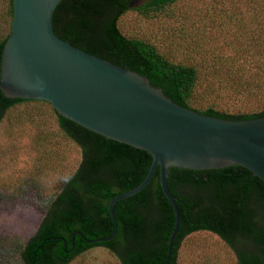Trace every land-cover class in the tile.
Segmentation results:
<instances>
[{"label":"trees","instance_id":"16d2710c","mask_svg":"<svg viewBox=\"0 0 264 264\" xmlns=\"http://www.w3.org/2000/svg\"><path fill=\"white\" fill-rule=\"evenodd\" d=\"M6 1L10 24L11 1ZM133 1L60 0L51 16L52 30L71 46L145 77L152 87L182 108L233 121L264 116V107L233 114L202 106L196 99L200 74L194 63L175 62L154 44L126 37L118 28L119 18L128 10L153 19L166 14L177 0H144L136 6ZM8 34L9 27L0 37V60ZM233 35L232 43L244 38L239 32ZM258 36L259 32L250 31L248 45ZM244 49L234 48L232 62L239 59L247 64L252 60L255 52L248 53L249 49L244 53ZM230 89L235 90V95H255L262 86L235 84ZM20 104L49 107L58 135L78 148L79 160L57 192L45 202L33 234L23 245L12 248L14 259L19 264H67L88 249L102 247L120 264H164L173 213L159 187L158 168L141 191L114 203L117 230L110 241H84L110 234L108 202L142 181L150 155L68 121L48 103L6 98L1 91L0 122L8 110ZM43 135L48 137L45 132ZM166 172V185L179 213L169 264H176L180 244L195 232L215 235L229 248L235 264H264V184L258 178L238 165L199 170L168 167ZM73 231L83 239L78 235L71 238ZM0 258L6 260L5 256Z\"/></svg>","mask_w":264,"mask_h":264},{"label":"water","instance_id":"95a60500","mask_svg":"<svg viewBox=\"0 0 264 264\" xmlns=\"http://www.w3.org/2000/svg\"><path fill=\"white\" fill-rule=\"evenodd\" d=\"M9 34L0 60V91L6 98L48 103L61 117L147 152L142 181L107 204L110 241L117 224L112 207L141 191L158 168V183L173 213L164 264H169L179 224L176 201L166 185L167 168L217 169L238 165L264 184V116L226 120L182 108L129 70L90 55L53 32L51 16L60 0H10ZM78 235L73 231L71 238Z\"/></svg>","mask_w":264,"mask_h":264},{"label":"rangeland","instance_id":"374dc122","mask_svg":"<svg viewBox=\"0 0 264 264\" xmlns=\"http://www.w3.org/2000/svg\"><path fill=\"white\" fill-rule=\"evenodd\" d=\"M133 2L136 6L144 0ZM6 8L7 1L0 0V37L9 27ZM118 28L126 37L154 44L175 62L194 63L200 74L196 99L202 106L233 114L264 107V0H177L166 14L153 19L128 10L119 18ZM252 30L259 36L248 45ZM238 32L244 38L232 43ZM234 48H245L244 53L250 49L248 53L255 55L247 64L232 62ZM235 84L262 89L255 95H235L230 89ZM35 107L16 105L0 122V257H6L0 264H19L12 248L33 234L45 202L79 160L78 148L58 135L49 107ZM67 264L120 263L107 249L95 247ZM176 264H235V258L215 235L195 232L180 244Z\"/></svg>","mask_w":264,"mask_h":264}]
</instances>
